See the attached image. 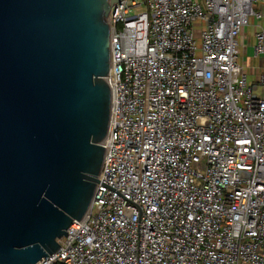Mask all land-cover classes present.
<instances>
[{
    "label": "built area",
    "instance_id": "2783aa9c",
    "mask_svg": "<svg viewBox=\"0 0 264 264\" xmlns=\"http://www.w3.org/2000/svg\"><path fill=\"white\" fill-rule=\"evenodd\" d=\"M264 0H121L91 204L36 264H264Z\"/></svg>",
    "mask_w": 264,
    "mask_h": 264
},
{
    "label": "water",
    "instance_id": "95a60500",
    "mask_svg": "<svg viewBox=\"0 0 264 264\" xmlns=\"http://www.w3.org/2000/svg\"><path fill=\"white\" fill-rule=\"evenodd\" d=\"M119 1L0 0V264L54 253L91 204Z\"/></svg>",
    "mask_w": 264,
    "mask_h": 264
},
{
    "label": "rangeland",
    "instance_id": "374dc122",
    "mask_svg": "<svg viewBox=\"0 0 264 264\" xmlns=\"http://www.w3.org/2000/svg\"><path fill=\"white\" fill-rule=\"evenodd\" d=\"M251 24V22H250ZM252 29L249 26L245 27L242 34L237 37L239 44L240 62L244 63L247 72L250 74L248 79H256V71L259 64V57L254 55L253 51V36ZM253 73V74H252Z\"/></svg>",
    "mask_w": 264,
    "mask_h": 264
},
{
    "label": "crops",
    "instance_id": "0c3cea01",
    "mask_svg": "<svg viewBox=\"0 0 264 264\" xmlns=\"http://www.w3.org/2000/svg\"><path fill=\"white\" fill-rule=\"evenodd\" d=\"M262 26H264V19H262V20H259V21H255V20H252L251 21V24H250V27H251V29H252V36H253V34H254V32L257 30V29H259L260 27H262ZM255 55V54H254ZM259 57V56H258ZM259 64H258V68L260 67V65H261V58L259 57ZM258 68H257V71H256V73L258 72ZM253 74V73H252Z\"/></svg>",
    "mask_w": 264,
    "mask_h": 264
}]
</instances>
